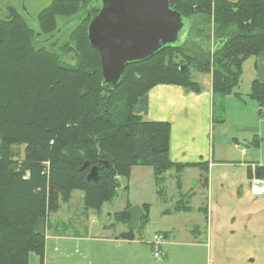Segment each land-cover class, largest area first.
Returning <instances> with one entry per match:
<instances>
[{
  "label": "trees",
  "instance_id": "1",
  "mask_svg": "<svg viewBox=\"0 0 264 264\" xmlns=\"http://www.w3.org/2000/svg\"><path fill=\"white\" fill-rule=\"evenodd\" d=\"M92 1L52 0L35 18L42 42L16 10L8 8L7 18L0 19V264H28L31 253L43 264L45 236L37 225L75 191L82 192L85 212L100 213L117 195V177L126 181L140 166L152 168L161 194L166 172L192 165L170 161L169 124L143 121L134 112L138 100L157 85L198 93L193 74L211 75L214 99L237 96L243 63L264 52V0H168L189 23L188 37L192 19L202 27L183 44L126 65L119 83L109 88L103 84L100 55L87 40L86 16L69 28L63 43L56 37L43 42ZM59 17L68 20L57 27ZM71 53L72 65L62 60ZM249 97L260 116L264 83L253 81ZM20 146L22 159L15 162ZM92 167H97L96 181L86 179ZM255 175L264 178V166L255 168ZM130 207L127 203L113 214L115 223L126 226ZM141 209L137 232L149 222L150 206ZM189 210L184 198L173 209Z\"/></svg>",
  "mask_w": 264,
  "mask_h": 264
},
{
  "label": "crops",
  "instance_id": "2",
  "mask_svg": "<svg viewBox=\"0 0 264 264\" xmlns=\"http://www.w3.org/2000/svg\"><path fill=\"white\" fill-rule=\"evenodd\" d=\"M193 78L199 84L198 93L188 92L174 85H157L138 100L134 112L146 122L168 123L170 161L173 164L192 165L180 173L171 170L175 172L170 178L176 181L178 199L172 210L162 212L163 216L170 217L172 214L197 211L204 215L203 222L200 224L199 221L198 224L192 225L182 241L170 231H159L158 234L163 240L160 254L155 258L151 244L154 236L151 240L145 241L143 238L136 240L134 234L133 241H124L120 235L125 232L126 226L121 223L114 221V224L103 227V233L99 237H90L87 232L83 236L65 233L59 235L49 233L48 216L43 224L37 225V230L45 236L43 264H263L264 199L251 196L249 186L254 178H258L255 175V168L264 164H250L249 152L245 149L235 158L228 159L219 148H215L213 137L215 99L212 94L211 75L193 74ZM226 98L238 101L239 95ZM244 108L245 112L249 113L247 107ZM229 124L231 125V122ZM257 137L261 139L260 136ZM231 140L237 149L240 139ZM255 145L261 149L262 139ZM260 159H264L263 152L260 153ZM134 169L135 167L132 168L129 179ZM184 175H190L187 176L190 177L189 186L193 183L199 185L200 190L197 193L192 191L191 187L184 191L187 185V180L183 179ZM178 181L180 189L177 187ZM125 183L121 181L122 188ZM202 190L206 194V204L191 207L189 204L191 199L200 195ZM225 195L228 200L236 202L234 206L229 207L231 212L227 216L223 215L226 206ZM157 196L166 202L165 192L157 193ZM184 197L188 199L184 201L190 210L174 212L176 203ZM249 203L251 208L255 209L248 212L249 240H246L247 236L244 235L248 234V228H245V224H242L244 221H240L234 211H243L242 207ZM143 204L147 203H135L131 207H141ZM151 210L150 206L149 221ZM246 210L249 211V207ZM87 214L88 212H83L86 218ZM118 224L124 226V229H121L117 236H113L111 231ZM237 225L244 226L240 234L235 228ZM62 227L63 223L55 226L58 232H64L61 230ZM238 239L239 242L249 241V249L238 244L232 246V241ZM48 241H51L50 245Z\"/></svg>",
  "mask_w": 264,
  "mask_h": 264
},
{
  "label": "rangeland",
  "instance_id": "3",
  "mask_svg": "<svg viewBox=\"0 0 264 264\" xmlns=\"http://www.w3.org/2000/svg\"><path fill=\"white\" fill-rule=\"evenodd\" d=\"M51 1L52 0H0V19L7 18V10L8 8H12L16 10L25 19L28 26L35 33H37L38 28L35 18L40 11L51 3ZM66 20L68 19L59 17L57 19V27L62 25ZM75 23L76 21L72 22L70 27H72ZM192 23L193 31H191V35L188 38L195 36L196 29L202 27L201 24H198V21H195L194 19H192ZM184 24L187 26L188 22L184 20ZM69 32V28L64 29L60 35L56 36V38L59 39V43H63L67 40ZM189 33L190 31L188 29V34ZM41 37L43 39L45 38L44 35ZM182 42L183 41H181V43ZM186 47L194 52H198V48L192 43H188ZM212 47L213 40L210 39L207 41V48L212 50ZM45 48L50 49L49 46H45ZM55 50L59 52L57 46H55ZM62 60L68 64H74L73 53L64 55ZM255 80L264 83V52H262L259 56L247 59L243 63L240 81L237 88L234 90V93L239 95L238 101L231 100V98H228L229 100H227V98L215 97L213 137L215 140V148H219V151L222 152L224 156L226 155V158L233 159L241 152V150L245 149L249 152L250 164H264V159H260V153L263 152L264 154V117L257 115L258 106L249 97L251 83ZM244 107H247L249 113L245 112ZM261 111L263 112L264 110ZM230 122L231 125L229 124ZM258 123H261V125ZM254 136L256 138H254ZM257 136H260L262 139L261 149L255 145L256 142H261V139ZM231 138L240 139L237 149L234 148ZM243 140L248 142L244 143ZM23 149L24 146H20L16 149L19 157L14 159L15 162L22 159ZM44 165L48 167L47 163ZM174 173V171H168L165 174V182L159 188L165 192L166 202H163L157 196L158 188L154 183L152 168L140 166L135 167L130 179L125 181L122 177H117L120 182L121 189L117 191V195L113 202L103 205L99 214L94 211H88V218L83 215L84 210L80 199L82 198V192L75 191L72 193L68 203L61 204L60 209L56 213L49 215V233L59 235L62 233L71 235L78 234L83 236L86 235L87 232L90 237H99L103 233V227L114 224L113 214L122 211L127 203L130 205L135 203H147L152 209L150 213V221L140 232L135 231L134 234L136 240L143 238V240L149 241L152 239L154 234H158L159 231H170L172 232V235L182 241L184 240L188 229L192 228V225L198 224L197 222L199 221L200 224L203 222L204 215L197 211H192L190 213L172 214L170 217L166 215L163 216L162 212L165 210H172L176 200L178 199V191L175 186L176 181L175 179L170 178V176L174 175ZM27 176L28 174L26 173L25 178H27ZM187 176L190 175L183 176V179H185V181L187 180V185L185 186L184 191H187L191 187L192 191L197 193V191L200 190L199 185L193 183L189 186L188 181L190 177ZM121 181L124 183L126 182V192L122 189ZM224 198L226 206L224 207L223 215L227 216L229 212H231L229 207L234 206L236 202L235 200H228L226 195ZM184 200L187 201L188 199H185L184 197ZM189 204L194 208L206 204V194L204 193V190H202L200 195L192 198ZM248 207L249 211L246 210ZM254 209L255 208L253 207L251 208L249 203V205L246 204L242 207L243 211H234L240 221H244L242 224H245V228H248V234L244 235V237L247 236L246 240H249L250 216L248 212ZM61 223L64 224V227L61 229L64 232H58L55 228L56 225L60 226ZM243 225H237L235 227L239 234L244 229ZM114 228L115 229L111 232L113 233V236H117L119 234L118 232L121 229H124V226L118 224L115 225ZM239 240L240 239L232 241V246L238 244L245 246V248L248 247L249 249V241L239 242ZM50 243L51 241H48L49 245ZM28 258L29 264H40L38 257L35 254L31 253Z\"/></svg>",
  "mask_w": 264,
  "mask_h": 264
},
{
  "label": "water",
  "instance_id": "4",
  "mask_svg": "<svg viewBox=\"0 0 264 264\" xmlns=\"http://www.w3.org/2000/svg\"><path fill=\"white\" fill-rule=\"evenodd\" d=\"M82 16L88 18L87 40L100 55L103 84L109 88L119 83L126 65L146 60L164 47L178 46L189 39V23L185 26L184 19L170 7L168 0H93L84 13L66 22L43 42L60 35ZM35 40L42 42L38 32ZM86 167L87 163L81 170ZM97 176V167H92L86 179L96 181ZM127 213L129 220L120 238L131 242L143 211L132 206Z\"/></svg>",
  "mask_w": 264,
  "mask_h": 264
},
{
  "label": "built area",
  "instance_id": "5",
  "mask_svg": "<svg viewBox=\"0 0 264 264\" xmlns=\"http://www.w3.org/2000/svg\"><path fill=\"white\" fill-rule=\"evenodd\" d=\"M261 116L264 117V111L261 112ZM249 193L251 196L260 197L264 199V178H254L250 182ZM163 237L160 234H155L153 237L152 244V253L156 258L160 254V246L162 243Z\"/></svg>",
  "mask_w": 264,
  "mask_h": 264
}]
</instances>
